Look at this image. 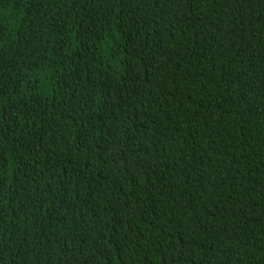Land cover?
Masks as SVG:
<instances>
[{
  "label": "trees",
  "instance_id": "1",
  "mask_svg": "<svg viewBox=\"0 0 264 264\" xmlns=\"http://www.w3.org/2000/svg\"><path fill=\"white\" fill-rule=\"evenodd\" d=\"M0 264H264V0H0Z\"/></svg>",
  "mask_w": 264,
  "mask_h": 264
}]
</instances>
